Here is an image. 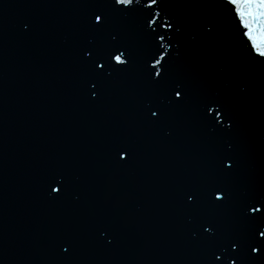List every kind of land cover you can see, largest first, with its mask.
I'll return each mask as SVG.
<instances>
[{"label": "water", "instance_id": "1", "mask_svg": "<svg viewBox=\"0 0 264 264\" xmlns=\"http://www.w3.org/2000/svg\"><path fill=\"white\" fill-rule=\"evenodd\" d=\"M149 2L0 0V264H208L225 235L248 233L244 208L264 196V62L223 0ZM99 4L117 9L103 33L89 24ZM156 12L163 47L147 24ZM84 48L129 59L106 65L97 99L82 87ZM162 54L165 90L146 74ZM177 82L184 100L150 119L146 101L160 104ZM211 102L224 105L230 131L213 129L215 114L205 119ZM117 142L131 152L126 163L112 152ZM53 172L67 179L58 200ZM217 186L228 192L214 208L207 193ZM189 191L197 205L186 204ZM206 222L215 242L202 234Z\"/></svg>", "mask_w": 264, "mask_h": 264}, {"label": "snow or ice", "instance_id": "2", "mask_svg": "<svg viewBox=\"0 0 264 264\" xmlns=\"http://www.w3.org/2000/svg\"><path fill=\"white\" fill-rule=\"evenodd\" d=\"M138 4L140 0H135ZM223 2L229 6L228 11L231 13L232 18L238 22V27L242 29V36L245 38L246 43L250 46V53H254L255 57H259V62H264V0H223ZM114 5L124 6L125 8L134 7V0H114ZM114 5L99 4L96 6V11L91 13L94 17V21L90 20L89 24L91 29L96 33H103L108 27V21L110 16L117 11ZM158 7V0H150L146 5V8L153 9ZM111 9V11H109ZM160 13L156 12L155 17L147 21L148 27L152 28L153 33L156 34V38L161 42L160 47H163L164 35L156 33L153 25L156 24V19L159 18ZM161 26V25H160ZM163 28L167 32L173 31V23L165 20L162 24ZM29 25L25 24L24 29L28 30ZM211 31V28L208 29ZM172 40V36L168 37ZM170 49V45H167ZM170 54H168L169 57ZM102 53L98 52L94 48H84L82 50V61L84 62L87 74L83 81L82 87L90 94L91 99H97L99 97V90L102 86V82L106 77H110L112 73L108 71L106 65H110L111 61H115V64L120 65L122 68H126L129 64V59L126 55V51L115 50L108 54V59H102ZM165 56L159 55L158 59L151 62L150 67L146 70V74L150 79V82L162 90L169 87L166 83V77L164 76V62ZM159 66V67H158ZM153 70L154 73H153ZM95 90V91H93ZM184 85L180 82L171 86V93L161 99L160 104H153L151 100L146 101L145 108L149 114L150 119L159 120L165 107L176 106V101H183ZM205 119L212 117L215 114V122L209 121L213 129L219 126L224 131H230L233 124L229 120L226 122L223 119V115L226 111L224 105L220 102H211L205 106ZM228 151H231L232 146L228 145ZM112 152L117 159V163H126L130 158L131 153L125 145L117 142L112 145ZM231 157H226L221 163L223 165L222 172H230L233 169L234 164ZM48 188L50 192V198L54 200L61 199L67 192V179L62 173L53 172L48 177ZM228 189L223 186L213 187L210 192L207 193L211 199L212 207H223L226 200V193ZM199 193L197 192H185L184 198L186 204L197 205ZM219 202V204H217ZM244 217L248 225V233L244 236L228 234L223 237L219 254L216 251L211 253L213 257L208 264H264V196L251 200L244 208ZM202 234L210 241H214L213 238L217 237V230L211 222L201 224ZM258 233V236H257ZM100 235L107 239V233L101 230ZM107 243H112L111 239H107ZM73 246L71 239H66L61 244V251L64 255L70 254ZM243 252V254H242ZM227 256L225 262L223 257Z\"/></svg>", "mask_w": 264, "mask_h": 264}]
</instances>
